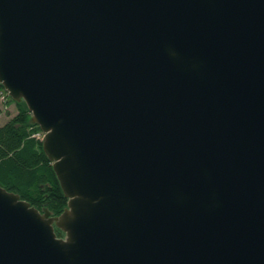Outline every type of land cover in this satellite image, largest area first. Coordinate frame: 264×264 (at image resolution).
I'll use <instances>...</instances> for the list:
<instances>
[{
    "label": "water",
    "instance_id": "95a60500",
    "mask_svg": "<svg viewBox=\"0 0 264 264\" xmlns=\"http://www.w3.org/2000/svg\"><path fill=\"white\" fill-rule=\"evenodd\" d=\"M0 83L69 197L0 264H264V0H0Z\"/></svg>",
    "mask_w": 264,
    "mask_h": 264
},
{
    "label": "trees",
    "instance_id": "16d2710c",
    "mask_svg": "<svg viewBox=\"0 0 264 264\" xmlns=\"http://www.w3.org/2000/svg\"><path fill=\"white\" fill-rule=\"evenodd\" d=\"M0 91L6 94L7 104L15 102L18 109L0 124V184L18 192L39 209L48 208L58 215L67 207L69 197L44 151L43 139L36 134L41 127L32 121V113L24 100L13 99L2 83ZM2 110L0 107V115ZM56 231L59 236L63 235L61 229Z\"/></svg>",
    "mask_w": 264,
    "mask_h": 264
},
{
    "label": "rangeland",
    "instance_id": "374dc122",
    "mask_svg": "<svg viewBox=\"0 0 264 264\" xmlns=\"http://www.w3.org/2000/svg\"><path fill=\"white\" fill-rule=\"evenodd\" d=\"M7 99L0 98V107L3 109L2 113L0 115V124H3L5 120H7L9 117L14 115L18 109L15 102L8 103L6 102ZM57 226H55V229L57 230ZM61 229V228H59ZM62 230V229H61ZM63 231V230H62ZM65 235V232L63 231V235Z\"/></svg>",
    "mask_w": 264,
    "mask_h": 264
},
{
    "label": "built area",
    "instance_id": "2783aa9c",
    "mask_svg": "<svg viewBox=\"0 0 264 264\" xmlns=\"http://www.w3.org/2000/svg\"><path fill=\"white\" fill-rule=\"evenodd\" d=\"M0 98L6 99V94L2 91H0ZM38 137H41L42 139L45 136V133L43 131H40L38 133H36Z\"/></svg>",
    "mask_w": 264,
    "mask_h": 264
}]
</instances>
